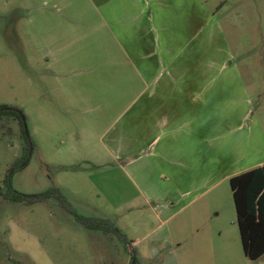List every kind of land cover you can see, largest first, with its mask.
Returning <instances> with one entry per match:
<instances>
[{
	"label": "crops",
	"instance_id": "obj_1",
	"mask_svg": "<svg viewBox=\"0 0 264 264\" xmlns=\"http://www.w3.org/2000/svg\"><path fill=\"white\" fill-rule=\"evenodd\" d=\"M30 6L33 41L44 42L55 80L50 127L60 121L65 137L94 140V151L128 159L124 166L152 209L198 202L264 165V103L257 107L253 95L264 85L246 84L223 28L202 2Z\"/></svg>",
	"mask_w": 264,
	"mask_h": 264
},
{
	"label": "rangeland",
	"instance_id": "obj_2",
	"mask_svg": "<svg viewBox=\"0 0 264 264\" xmlns=\"http://www.w3.org/2000/svg\"><path fill=\"white\" fill-rule=\"evenodd\" d=\"M199 2L218 19L246 84L264 85V0ZM30 3L0 0V106L21 111L0 114V187L33 145L29 164L12 175L13 188L34 194L58 187L79 214L110 219L127 241L88 229L56 199L29 205L0 195V264H130L132 252L134 264H264V255L253 261L244 252L229 183L161 213L128 174V159L94 151V140L65 137L60 121L50 127L55 80L44 42L33 41ZM253 95L257 107L264 103V88Z\"/></svg>",
	"mask_w": 264,
	"mask_h": 264
},
{
	"label": "trees",
	"instance_id": "obj_3",
	"mask_svg": "<svg viewBox=\"0 0 264 264\" xmlns=\"http://www.w3.org/2000/svg\"><path fill=\"white\" fill-rule=\"evenodd\" d=\"M0 114L20 117L21 111L18 108L4 105L0 106ZM21 122L25 126L23 119ZM24 131L26 134V130ZM32 148L33 145L24 149L22 157L19 158L3 180L4 187H0V195L7 200L29 205L56 199L80 224L88 229L114 233L127 241L123 232L110 219L79 214L58 187H51L46 191L34 194H27L14 189L12 175L29 164ZM230 186L244 252L249 259L258 260L264 255V165L233 176L230 179ZM132 253L130 264L138 261L136 254Z\"/></svg>",
	"mask_w": 264,
	"mask_h": 264
}]
</instances>
